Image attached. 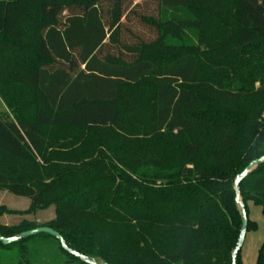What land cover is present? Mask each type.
<instances>
[{
  "label": "trees",
  "instance_id": "obj_1",
  "mask_svg": "<svg viewBox=\"0 0 264 264\" xmlns=\"http://www.w3.org/2000/svg\"><path fill=\"white\" fill-rule=\"evenodd\" d=\"M0 100V192L29 201L0 217L54 208L0 237L47 227L97 264H231L234 180L264 156V0H0ZM239 195L264 215V163ZM32 240L85 264L46 234L0 248Z\"/></svg>",
  "mask_w": 264,
  "mask_h": 264
},
{
  "label": "rangeland",
  "instance_id": "obj_2",
  "mask_svg": "<svg viewBox=\"0 0 264 264\" xmlns=\"http://www.w3.org/2000/svg\"><path fill=\"white\" fill-rule=\"evenodd\" d=\"M155 12V11H154ZM155 16V14L148 13ZM140 29V30H139ZM138 31L143 33L142 28ZM145 34V33H143ZM142 34V35H143ZM0 119L11 120L4 104L0 100ZM5 207L12 212L26 211L29 201L24 198L12 196L6 192H0V207ZM248 220L256 225V228L249 229L244 237L243 245L240 250V260L242 264H256L257 251L264 243V215L260 206L249 200L246 203ZM54 218V208L46 211H39L34 215L17 216L3 215L0 217V224L5 226L17 225L22 220H29L38 225L46 224ZM30 250L26 257H23L21 246H12L10 249L0 248L1 264H63L62 256L58 246L53 240H32L28 246ZM38 251L33 254V251ZM31 253V254H30Z\"/></svg>",
  "mask_w": 264,
  "mask_h": 264
},
{
  "label": "water",
  "instance_id": "obj_3",
  "mask_svg": "<svg viewBox=\"0 0 264 264\" xmlns=\"http://www.w3.org/2000/svg\"><path fill=\"white\" fill-rule=\"evenodd\" d=\"M264 163V156L252 161L251 163H249V165L242 171V173L237 176L234 180V191H235V204L238 207L239 211H240V216H241V229H240V234H239V238H238V242L237 245L232 253V262L231 264H236V257L237 254L239 253V251L242 248L243 245V241H244V237L247 231V223H248V219H247V214L244 208V205L242 203V200L240 198L239 195V184L240 182L247 176L249 175L257 166L261 165ZM39 234H46L49 235L51 237H53L55 240H57L60 244V247L67 252L69 255L79 259L80 261H82L85 264H97L94 260L92 259H88L86 257H83L79 254H77L76 252H73L71 250H69L64 243V240L61 238V236L55 232L54 230L47 228V227H39L24 233H21L19 236L17 237H13V238H2L0 237V243L7 247L10 246L20 240L23 239H27V238H31L34 236H37ZM102 264H106V263H102Z\"/></svg>",
  "mask_w": 264,
  "mask_h": 264
}]
</instances>
